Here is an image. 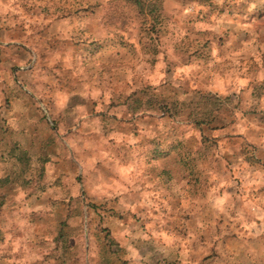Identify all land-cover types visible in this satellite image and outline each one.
Returning <instances> with one entry per match:
<instances>
[{
    "label": "rangeland",
    "instance_id": "obj_1",
    "mask_svg": "<svg viewBox=\"0 0 264 264\" xmlns=\"http://www.w3.org/2000/svg\"><path fill=\"white\" fill-rule=\"evenodd\" d=\"M0 23V264H137L199 130H264V0H0Z\"/></svg>",
    "mask_w": 264,
    "mask_h": 264
},
{
    "label": "crops",
    "instance_id": "obj_2",
    "mask_svg": "<svg viewBox=\"0 0 264 264\" xmlns=\"http://www.w3.org/2000/svg\"><path fill=\"white\" fill-rule=\"evenodd\" d=\"M252 88L245 89L248 98ZM258 100L264 103V90ZM236 118L229 130H199L210 133L213 142H198L195 156L165 170L162 242L159 235L151 252L143 250L142 241L137 244V264L156 256L170 264H264V130L251 128L250 115ZM155 175L147 178L151 189L159 181ZM127 227L117 228L124 232L115 236L122 245L130 243Z\"/></svg>",
    "mask_w": 264,
    "mask_h": 264
},
{
    "label": "trees",
    "instance_id": "obj_3",
    "mask_svg": "<svg viewBox=\"0 0 264 264\" xmlns=\"http://www.w3.org/2000/svg\"><path fill=\"white\" fill-rule=\"evenodd\" d=\"M139 3H141V2L139 1Z\"/></svg>",
    "mask_w": 264,
    "mask_h": 264
}]
</instances>
